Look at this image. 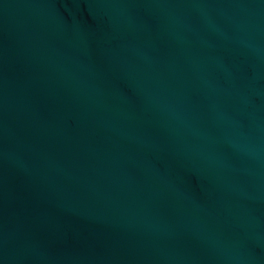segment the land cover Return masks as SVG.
Segmentation results:
<instances>
[{
	"label": "water",
	"instance_id": "water-1",
	"mask_svg": "<svg viewBox=\"0 0 264 264\" xmlns=\"http://www.w3.org/2000/svg\"><path fill=\"white\" fill-rule=\"evenodd\" d=\"M0 264H264V0H0Z\"/></svg>",
	"mask_w": 264,
	"mask_h": 264
}]
</instances>
